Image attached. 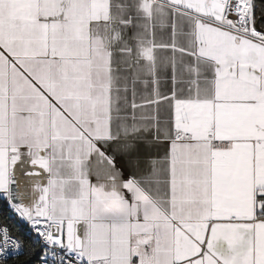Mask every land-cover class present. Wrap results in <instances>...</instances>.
<instances>
[{"label": "snow or ice", "instance_id": "obj_1", "mask_svg": "<svg viewBox=\"0 0 264 264\" xmlns=\"http://www.w3.org/2000/svg\"><path fill=\"white\" fill-rule=\"evenodd\" d=\"M0 264H264V0H0Z\"/></svg>", "mask_w": 264, "mask_h": 264}, {"label": "trees", "instance_id": "obj_2", "mask_svg": "<svg viewBox=\"0 0 264 264\" xmlns=\"http://www.w3.org/2000/svg\"><path fill=\"white\" fill-rule=\"evenodd\" d=\"M0 213L7 214V209L2 204H0ZM9 264H12L11 260L9 261Z\"/></svg>", "mask_w": 264, "mask_h": 264}]
</instances>
